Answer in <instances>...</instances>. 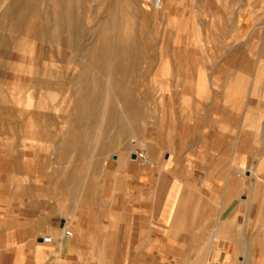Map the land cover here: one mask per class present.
<instances>
[{
  "label": "rangeland",
  "instance_id": "374dc122",
  "mask_svg": "<svg viewBox=\"0 0 264 264\" xmlns=\"http://www.w3.org/2000/svg\"><path fill=\"white\" fill-rule=\"evenodd\" d=\"M104 20L132 50L115 70L116 86L109 76L116 40L111 55L95 61ZM85 78L96 95L114 90L101 105L119 117L98 121L102 127L92 118L74 125L75 89ZM213 102L214 112L253 118L254 163L264 159V0H163L160 8L155 0H0V157L6 139L17 143L15 161L24 144L32 158L36 143L52 181L73 165L69 180H80L87 165L105 170L114 154L148 156L146 143L166 151L195 143ZM71 126L78 139L92 136L88 146L68 140ZM120 129L121 150L111 145Z\"/></svg>",
  "mask_w": 264,
  "mask_h": 264
},
{
  "label": "crops",
  "instance_id": "0c3cea01",
  "mask_svg": "<svg viewBox=\"0 0 264 264\" xmlns=\"http://www.w3.org/2000/svg\"><path fill=\"white\" fill-rule=\"evenodd\" d=\"M207 108L195 143L169 151L146 143L149 163L137 149L120 152L74 181L75 165L52 181L42 147L30 146L28 158L21 144L15 161L17 143L6 139L0 264H264V159L254 163L253 118Z\"/></svg>",
  "mask_w": 264,
  "mask_h": 264
},
{
  "label": "bare ground",
  "instance_id": "6f19581e",
  "mask_svg": "<svg viewBox=\"0 0 264 264\" xmlns=\"http://www.w3.org/2000/svg\"><path fill=\"white\" fill-rule=\"evenodd\" d=\"M162 2H163V0H162ZM162 2H161V4H160V6L158 7V8H160L161 7V5H162ZM61 9V8H60ZM58 9H56V11H57ZM64 9H61V11H63ZM60 12V11H59ZM55 14H56V12H55ZM65 14V13H64ZM62 15H63V13L61 14V18H60V21L59 22H57V21H55V22H57V23H59L58 24V26H61V27H63V25H66V24H68V23H65L64 21V17H62ZM45 16H47V14L45 15ZM64 16V15H63ZM48 17V16H47ZM49 17H50V15H49ZM32 18V17H31ZM46 19V18H45ZM69 19V18H68ZM68 19H66V20H68ZM46 20H48V19H46ZM49 20H50V18H49ZM106 20V19H105ZM104 20V22H106ZM108 21V20H107ZM120 27V26H119ZM112 26L109 24V23H107L106 22V24H104L103 25V27H102V33H101V44L99 45L100 47H96L97 49H99V52H97V54L99 53V55L96 57V56H93V58L94 57H96V63H97V61L100 63V61H102L103 59H105V57L107 56V57H109L111 54H109V50H108V47H109V45L113 42V40H116V41H114L115 42V44H114V48H113V63H112V65H111V67L112 68H110V73H109V76H110V81H111V85H114L115 84V86H116V74H117V72L115 71L116 69H123V68H125V65H126V60H127V58H128V56L130 55V53H131V49L128 47V46H125L123 43H122V37H120V36H118L117 35V37H116V35L114 34V33H112ZM126 34V33H125ZM116 37V38H115ZM127 37V36H126ZM127 41V40H126ZM111 47V46H110ZM96 49V50H97ZM109 54V56H108V54ZM131 55H133V54H131ZM93 58H91V60L93 59ZM111 58V57H110ZM109 59V58H108ZM105 61L106 60H104L103 61V64L105 63ZM108 61H110V60H108ZM91 63H94V61L93 62H91ZM91 66H92V68H93V65L91 64ZM104 66H105V64H104ZM98 67H99V65H98ZM106 67V66H105ZM83 68H86V67H83ZM107 68V67H106ZM83 70V69H82ZM85 70V69H84ZM88 70V69H87ZM89 70H92V69H89ZM103 70V69H102ZM107 70H105V72H106ZM80 73H83L82 71H80ZM90 73L91 72H89V74H86L85 76H87V75H89L90 76ZM116 73V74H115ZM105 74H107V73H105ZM114 74H115V76H114ZM80 76V75H79ZM105 76H107V75H105ZM113 77L115 78V81L113 82ZM108 78V77H107ZM88 79V78H87ZM86 78L85 79H82V80H80V82H79V84H78V88L77 89H75L76 90V96H75V120L73 121L75 124L74 125H76V124H78V123H81L82 125L84 124V121H86L87 119H89V120H91V118H92V120L93 119H95V123H97L96 125H98L99 123V125L102 127V123H103V121L102 122H99L98 123V121H101L102 119H104V118H106L107 116L109 117V118H107L108 120H107V122L110 120V121H112L113 119H115V118H118L119 117V115H117L116 114V116H115V114H113L112 112H110V111H107V109H106V107L107 106H105V108L102 106V105H104V104H102L101 105V103H102V101H104V100H106V99H108L109 97H111L110 95V93H112L113 94V92H114V90L111 88V89H106V91H103V92H98L99 94L98 95H96L95 94V90L97 89H94L93 88V84H95V83H93V81H92V83L93 84H91V81H89V80H87ZM110 84V83H109ZM92 85V86H91ZM109 86V85H108ZM97 87V86H96ZM113 88H114V86H112ZM99 89V88H98ZM115 89V88H114ZM113 91V92H112ZM115 92H116V90H115ZM74 93V92H73ZM95 94V95H94ZM115 94V93H114ZM116 95H117V92H116ZM113 96V95H112ZM114 97H116V96H114ZM125 97V96H124ZM127 97V96H126ZM118 98H120V97H118ZM121 99V98H120ZM127 99V98H126ZM73 100V101H74ZM109 101H111V100H109ZM128 101V100H127ZM113 102V101H112ZM105 103V102H104ZM106 103H107V101H106ZM109 103V102H108ZM74 104V103H73ZM110 104H111V102H110ZM107 105V104H106ZM110 105H108V107H109ZM112 107V106H111ZM114 108V107H113ZM74 110V109H73ZM110 110H112V109H110ZM130 110V109H129ZM132 110V109H131ZM112 111H114V110H112ZM110 112V113H109ZM125 112H127L126 110H125ZM118 113H119V111H118ZM127 116H130L129 118H136V113L133 111V112H131L130 111V113L127 115ZM106 120V119H105ZM72 121V120H71ZM109 121V122H110ZM93 122V123H94ZM73 125V126H74ZM98 125V126H99ZM110 125V124H109ZM99 126V127H100ZM80 127V126H79ZM71 128H72V126H71ZM83 128V127H82ZM108 127H107V124H106V129H107ZM100 129V128H99ZM101 129H103V128H101ZM101 129H100V131H101ZM69 130V129H68ZM81 130V129H80ZM105 134H107V132L105 133ZM126 134H127V132H126V130L125 129H120L119 130V132H118V134H117V137L116 138H114V141H112V146L113 147H116V148H118V149H120L121 150V141L125 138V136H126ZM82 136L78 139V136H79V134H78V129H77V127H73L70 131H69V133H68V140L69 141H72L71 143H73V141H76L77 139H78V141L79 140H82V146H84L85 147V145L86 146H88V142H89V140H91V138H92V136L91 135H89V134H81ZM104 135V134H103ZM64 141H66V139L64 140ZM70 143V142H69ZM76 143H77V141H76ZM145 143V142H144ZM143 143V144H144ZM75 144V143H74ZM71 145V144H70ZM76 145V144H75ZM91 145V144H90ZM83 147V148H84ZM85 149V148H84ZM132 149H135V148H133L132 147ZM131 149V150H132ZM147 156V155H146ZM150 162V158L147 156V160H146V163H149Z\"/></svg>",
  "mask_w": 264,
  "mask_h": 264
},
{
  "label": "built area",
  "instance_id": "2783aa9c",
  "mask_svg": "<svg viewBox=\"0 0 264 264\" xmlns=\"http://www.w3.org/2000/svg\"><path fill=\"white\" fill-rule=\"evenodd\" d=\"M161 2H162V0H155V5H156L157 7H159L160 4H161ZM136 155H137V157L140 158L143 162H146V160H147V156H146V154H145L144 152H142V151H137V152H136ZM67 234H68V235H71L70 232H67Z\"/></svg>",
  "mask_w": 264,
  "mask_h": 264
},
{
  "label": "water",
  "instance_id": "95a60500",
  "mask_svg": "<svg viewBox=\"0 0 264 264\" xmlns=\"http://www.w3.org/2000/svg\"><path fill=\"white\" fill-rule=\"evenodd\" d=\"M135 156V154L133 155V157ZM114 158H116V156H114Z\"/></svg>",
  "mask_w": 264,
  "mask_h": 264
}]
</instances>
